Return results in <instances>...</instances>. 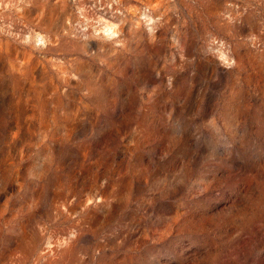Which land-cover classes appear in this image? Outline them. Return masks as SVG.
<instances>
[{
	"label": "rangeland",
	"instance_id": "374dc122",
	"mask_svg": "<svg viewBox=\"0 0 264 264\" xmlns=\"http://www.w3.org/2000/svg\"><path fill=\"white\" fill-rule=\"evenodd\" d=\"M0 264H264V0H0Z\"/></svg>",
	"mask_w": 264,
	"mask_h": 264
}]
</instances>
